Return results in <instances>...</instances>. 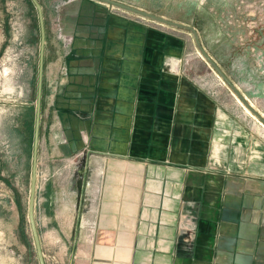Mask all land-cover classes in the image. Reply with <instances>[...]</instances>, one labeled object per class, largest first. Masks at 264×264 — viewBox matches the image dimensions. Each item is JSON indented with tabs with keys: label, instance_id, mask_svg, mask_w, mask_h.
<instances>
[{
	"label": "crops",
	"instance_id": "crops-1",
	"mask_svg": "<svg viewBox=\"0 0 264 264\" xmlns=\"http://www.w3.org/2000/svg\"><path fill=\"white\" fill-rule=\"evenodd\" d=\"M134 1L139 5L118 2L195 27L203 48L246 95L240 82L253 72L241 71L248 63L239 66V49L218 26L221 9L230 5L220 2L227 0H212L215 14L172 0L173 15L158 11L160 0ZM38 2L44 15L63 11L74 36L72 52L57 58L66 81L54 126L69 152L89 154L87 174L99 179L90 194V224L85 217L82 223L78 263L230 264L218 250L240 248L233 246L240 231L230 211L240 200L229 193L240 187L228 192L227 174L210 163L219 110L208 92L171 68L187 46L171 29L190 35L197 47L193 35L97 0ZM47 62L45 48L42 106Z\"/></svg>",
	"mask_w": 264,
	"mask_h": 264
},
{
	"label": "rangeland",
	"instance_id": "rangeland-1",
	"mask_svg": "<svg viewBox=\"0 0 264 264\" xmlns=\"http://www.w3.org/2000/svg\"><path fill=\"white\" fill-rule=\"evenodd\" d=\"M160 1L159 12H177L175 6L169 5L172 0ZM182 1L192 4L195 11L204 8L208 14L217 12L216 8L212 9V0ZM149 3L153 4L154 0ZM220 3L221 6L230 5L225 11L221 9L219 15L223 13L224 16L218 26L228 39H232L235 50L239 49V66L248 63L247 69L241 71L253 72L240 82L246 95L236 88L264 120V0ZM44 17L49 47H46L48 62L45 67L35 220L46 264H79L76 256L84 249L79 240L80 231L84 217L90 224L93 214L90 212V194L99 179L96 182L95 177L91 180L88 176L87 157L79 201L76 175L84 153L69 152L58 126H54L58 113L55 101L62 96L61 89L66 81L63 61L57 58L72 52L70 45L74 36L67 34L68 16L63 11L58 14L46 10ZM171 30L172 34L184 38V46L187 43L186 49L179 48L181 52L171 68L187 75L195 86L208 92L213 100L211 104L219 110L216 119L221 123L215 131L218 139L213 142L210 163L227 174L228 192L230 186L240 187L236 192H229L231 199L240 200L237 209H230L234 216L232 223L240 231L233 246L240 245V248L218 251L225 261L230 260V264H264V128L260 124L264 125V122L209 67L190 35ZM226 42L224 40L223 44ZM40 43L39 15L31 0H0V264H40L28 214ZM50 77L49 85L47 80ZM69 185L72 192H69ZM255 226L257 232H254ZM86 230L90 232V229ZM216 263L223 264V261Z\"/></svg>",
	"mask_w": 264,
	"mask_h": 264
},
{
	"label": "water",
	"instance_id": "water-1",
	"mask_svg": "<svg viewBox=\"0 0 264 264\" xmlns=\"http://www.w3.org/2000/svg\"><path fill=\"white\" fill-rule=\"evenodd\" d=\"M32 3L35 5L39 15V22H40V29H41V43H40V54H39V72H38V86H37V100H36V115H35V132H34V143H33V152H32V174H31V186H30V197H29V222L32 229V234L34 238V243L39 259L40 264H46L44 259V254L41 245V239L39 236V231L37 228V223L35 220V201H36V191H37V177H38V155H39V145H40V127H41V114H42V95H43V78H44V59H45V48H46V28H45V20L43 14V8L38 0H31ZM99 2L106 3L113 7H117L119 9L125 10L127 12H131L133 14H137L139 16L149 18L151 20L160 22L162 24L172 26L178 29L186 30L190 32L197 44L198 50L201 55L204 57L206 63L209 67L220 76L223 81L228 85V87L237 95L245 104L246 106L255 113L260 120L264 122V120L259 116L255 110L246 102L245 98L236 88V86L229 80L227 75L221 70L218 64L213 60V58L207 53V51L203 48L198 32L195 27L180 24L177 22H173L167 20L165 18L156 16L154 14L145 12L143 10H139L132 6L120 3L115 0H97ZM84 157L79 165V169L76 175V191L78 193V199L81 200L82 191H83V182H84V175L86 171V162H87V152L84 150ZM79 176V178H78ZM78 178V180H77Z\"/></svg>",
	"mask_w": 264,
	"mask_h": 264
},
{
	"label": "bare ground",
	"instance_id": "bare-ground-1",
	"mask_svg": "<svg viewBox=\"0 0 264 264\" xmlns=\"http://www.w3.org/2000/svg\"><path fill=\"white\" fill-rule=\"evenodd\" d=\"M79 7V4L77 5V8ZM76 16H77V12H76V14H75V19H76Z\"/></svg>",
	"mask_w": 264,
	"mask_h": 264
},
{
	"label": "trees",
	"instance_id": "trees-1",
	"mask_svg": "<svg viewBox=\"0 0 264 264\" xmlns=\"http://www.w3.org/2000/svg\"><path fill=\"white\" fill-rule=\"evenodd\" d=\"M32 2V1H31Z\"/></svg>",
	"mask_w": 264,
	"mask_h": 264
}]
</instances>
